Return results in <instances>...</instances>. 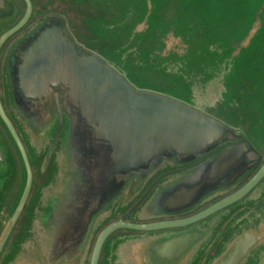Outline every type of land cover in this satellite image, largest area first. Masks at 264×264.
<instances>
[{
	"label": "water",
	"instance_id": "95a60500",
	"mask_svg": "<svg viewBox=\"0 0 264 264\" xmlns=\"http://www.w3.org/2000/svg\"><path fill=\"white\" fill-rule=\"evenodd\" d=\"M147 1L126 62L149 32L169 70L219 49L204 102L138 85L88 32L92 0H0V264H264V78L225 79L264 0L222 46L152 24Z\"/></svg>",
	"mask_w": 264,
	"mask_h": 264
},
{
	"label": "rangeland",
	"instance_id": "374dc122",
	"mask_svg": "<svg viewBox=\"0 0 264 264\" xmlns=\"http://www.w3.org/2000/svg\"><path fill=\"white\" fill-rule=\"evenodd\" d=\"M37 1L41 5L44 0ZM153 1L156 12L152 18V24L174 23L183 35H194L196 40L193 41L206 46L213 42L220 46L226 44L232 34L240 33L239 23L244 24L250 16V10L245 7V4H249L250 0H233L232 4L229 3L230 5L227 4V0ZM148 5L147 0H92L91 7L86 10V13L91 16L87 17L89 20L88 32L99 36V42L104 41L111 43V45L118 44L116 49L112 48L114 50H111L110 57L116 59L119 64H123L132 77L138 79V81L136 80L138 85L158 89L164 88L189 101L204 102L202 90L199 89L197 92V88L215 78L217 70L221 69V65L217 61L219 60V49H199L198 52L193 49L186 56V60H183L184 67L176 66L177 68L169 70L168 65L162 64L163 61L155 57L153 48L156 47V43H152L154 32H149L144 39V49H135L136 52L140 50L141 55L135 57L132 62H126L125 56L132 54L133 49H123L121 46L132 34L136 22L147 13ZM94 15H98L96 20L93 18ZM119 22L121 23L120 26H114L115 23ZM94 42L96 44V41ZM202 53H204V58L199 57ZM150 58L156 61L152 66L146 64ZM225 61L230 67L225 78L228 84L237 80L239 82L245 76L254 84L257 79L264 78V38L260 37L253 48L245 50L241 57L237 59L227 58ZM229 94H226L227 98H230ZM249 98L250 93L247 90L246 99ZM206 102L210 105L209 101L206 100ZM254 106L256 108L255 104ZM261 108L263 109L260 114L261 118H258L261 127L252 129L251 132L257 134V137L255 136L256 142L264 143L263 104ZM226 116L236 121L240 120V117L231 116L228 112ZM244 121L249 120L244 119ZM242 126L247 129L248 123Z\"/></svg>",
	"mask_w": 264,
	"mask_h": 264
}]
</instances>
